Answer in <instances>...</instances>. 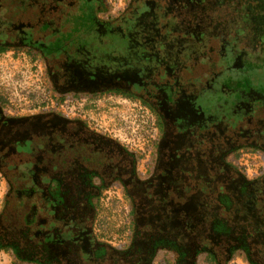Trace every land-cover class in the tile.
<instances>
[{"label":"flooded vegetation","instance_id":"flooded-vegetation-1","mask_svg":"<svg viewBox=\"0 0 264 264\" xmlns=\"http://www.w3.org/2000/svg\"><path fill=\"white\" fill-rule=\"evenodd\" d=\"M53 1L52 21L39 28L48 34H38L36 40L34 30L19 27L18 41L12 45L23 46L24 31H31L33 48L45 61L57 62L60 74L53 83L60 86L56 88L120 94L143 102L157 117L163 145L158 143L146 167L139 169L130 149L76 119L54 112L8 116L0 107V167L9 185L6 212L0 213L1 246L13 251L19 261L25 260L22 263L72 264L68 253L72 243L102 249L105 259L106 246L95 245L90 235L89 215L95 202L113 188L127 198L132 227L125 254L130 264H153L155 255L166 251L175 254L176 264H193L200 254L222 264L236 252L244 254L236 250L238 242L232 236L233 227H240L242 218L236 213L244 203L238 202L235 212L222 220L216 201L219 189L229 191L230 184L227 171L219 172L221 166L210 159L216 147L217 158L228 151L221 145L229 142V136L218 137L213 129L223 118L217 121L212 111H204L207 101L188 97L190 92L201 94V88L214 91V81L198 89L182 88L181 76L193 75L196 65L185 62L191 61L190 52L172 44L178 29L184 31L185 16H190L188 22L194 18L193 1L129 0L117 16L96 15L81 31L73 30V15L86 4L101 10L102 0ZM9 25L0 18V49L9 46ZM260 39L261 34L251 49L258 46L264 52V39ZM72 57L74 62L69 64ZM169 60L175 62L172 69L166 66ZM261 96L254 104L245 101L235 106L228 116L239 122L264 113V93ZM51 122L53 128L44 127ZM257 132L247 145L260 146L264 127ZM232 146L230 151L237 148ZM202 157L206 159L201 169ZM20 166L33 170L20 173ZM237 184L235 191L248 187L245 178ZM235 196L243 201L241 194ZM8 214L15 229L8 223ZM3 218L8 222L4 224Z\"/></svg>","mask_w":264,"mask_h":264},{"label":"rangeland","instance_id":"rangeland-1","mask_svg":"<svg viewBox=\"0 0 264 264\" xmlns=\"http://www.w3.org/2000/svg\"><path fill=\"white\" fill-rule=\"evenodd\" d=\"M251 1L237 0L234 5L229 3L212 5L210 2L206 6H195L194 18L191 17L192 21L188 22L190 16H185L184 31L179 33L178 29L174 36L176 40L172 42L174 48H182L192 54L191 61L186 57L188 59L186 63L194 62L196 65L193 75L181 76L182 88L198 89L209 80L214 81V91L202 92V88H199L201 94L197 91L190 92L188 97H192L194 102L207 101L204 111L207 113L212 111L217 121L223 118V121H218L213 129L218 137L229 136V142L221 145L228 151L222 160L217 158L216 147L210 159L215 165L221 166L218 168L219 172L227 171L226 176L230 183L227 189L229 191L232 189V192H235L237 183L243 178L254 180L256 190H258L256 186L263 187L264 179V138L258 139L260 146L247 145L252 143L258 129L264 127V113L239 122L235 120L233 122L228 116V111L235 106L245 101L254 104L264 93V54L257 47L251 49L257 35L264 32V0ZM128 3L129 0H103L100 7L104 12L99 17L106 19L117 16L126 9ZM53 10V0H0V18L1 20L6 18L11 23L6 31L9 46L0 51V107L8 116L23 117L41 112H54L69 119H76L88 128L104 133L116 143L130 149L136 154L139 169H144L155 146L158 143L163 145L159 140L160 126L157 117L150 108L138 99L120 94L90 95L79 90L66 91L62 87L56 88L58 84L53 81L57 80L60 74V71L56 70L57 62L45 61L39 52L12 45L18 41L16 30L19 27L34 30L33 37L36 40L40 38L38 34H48V30L39 31V28L52 21ZM177 56L179 55H175ZM73 62L74 57L69 58L68 63ZM166 64L172 69L175 62L169 60ZM59 65L63 66L62 63ZM51 123L44 127L53 128L54 125ZM39 126L44 129L41 124ZM238 128L241 130L238 131ZM232 145L237 148L230 151ZM205 159L202 157L200 160L201 169L204 167ZM1 169L2 167H0V213L4 210L6 212L5 200L9 191L8 182ZM18 170L23 173L27 168L20 166ZM53 183L57 185L56 180ZM14 185L17 188V185ZM251 186L252 183L248 188ZM256 195L257 198L254 199L252 195L251 200L244 202L241 208L247 209L246 205L255 204L253 206L256 212L252 210V213L263 215L264 205H258L257 201L261 202V198L264 197V189ZM95 205V210L89 215L90 235L96 242L95 245L106 246L107 256L103 259L102 249L98 250L95 246L89 248V245H84L81 248L80 243H70L72 250H68V253L72 258L71 263L130 264L131 258L125 254L132 227L127 198L120 190L110 188ZM236 214L246 219L242 212ZM8 215L9 222L6 218H3L2 222L4 224L8 222L12 229H15L13 217L10 216L12 214ZM75 221L73 218V227H76ZM214 221L223 227L219 219L215 218ZM16 263L20 261L12 253L0 249V264ZM153 264H176L175 254L170 251L159 252L155 255ZM193 264L218 263L211 262L204 254H200ZM222 264L249 262L244 254L236 252Z\"/></svg>","mask_w":264,"mask_h":264},{"label":"trees","instance_id":"trees-1","mask_svg":"<svg viewBox=\"0 0 264 264\" xmlns=\"http://www.w3.org/2000/svg\"><path fill=\"white\" fill-rule=\"evenodd\" d=\"M103 1V0H102ZM193 3L196 6L199 5H204L206 6V4L210 3L216 4V5H227L228 3L231 5H234L235 1L237 0H192ZM250 2H252L250 0ZM95 7L88 6L87 4L84 5V7L81 9L80 13L73 15V22H72V28L75 31H81L83 29H85V27H87V25L92 22L95 18L96 15H101L103 14L104 10L103 9H99L96 10L94 9ZM109 18V17H108ZM46 26V28L48 27V23L44 24ZM264 34V33H263ZM261 35L262 40L264 39V35ZM31 31H24L22 38H21V42L23 47L31 49L35 52H37V49L34 47L33 48V44H31ZM261 40V41H262ZM38 46V45H37ZM36 46V47H37ZM47 47V45L45 46ZM44 48V47H41ZM257 48L259 49L260 52H262L260 50V47L257 46ZM4 48H1L0 51H3ZM48 49V48H47ZM264 54V52H262ZM33 168L29 167L27 168L26 172H24L25 174H29L30 172H32ZM257 180V179H256ZM254 180H249V179H245L246 184H248V186H250V184L252 183V186L250 188L248 187H244L242 189H237L234 194L233 192L230 193V191H223V189H219V194L216 195L217 197V202L219 205H221V211H220V215L223 217L222 220H226L225 217H228V213L231 212H235L234 210H236L238 207V202H246L248 200H251V196H254V199L257 198L258 196L256 195V193L262 192L264 189V179L262 181V188L259 186H256L258 188V190H256L255 187V183H253ZM222 191V192H221ZM224 192V193H223ZM227 194V196H225L224 194ZM241 194L242 195V199L243 201H239L235 194ZM227 197V198H226ZM263 202V203H262ZM258 205L262 204L264 205V197L261 198V202L257 201ZM248 204H250V202H248ZM255 204L252 205H246L247 209H240V211L237 212H242V214H244L246 216V219L244 220L242 218V221L238 222V226L240 227H233L234 228V234L232 235L233 238L236 239V241L238 243H236V250H242L244 251V255L246 257V259L248 260L249 264H264V250L262 251V249H264V214L263 215H259L258 213L256 214V209H255ZM261 205V206H262ZM253 207V209L250 208ZM250 208V209H248ZM258 208V207H257ZM252 210H255L254 213H252ZM210 218V216H209ZM234 225V224H233ZM262 245V247H261ZM0 249L2 250H6L12 254H14L13 251H11L10 249L6 248V247H2L1 243H0ZM42 258V256H40ZM25 260H21L20 259V263L17 264H27V263H22ZM39 262V261H38ZM40 264H47L45 262H39ZM221 264V263H218Z\"/></svg>","mask_w":264,"mask_h":264}]
</instances>
